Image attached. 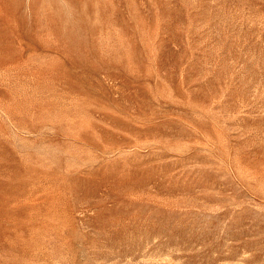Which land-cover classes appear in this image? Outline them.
I'll use <instances>...</instances> for the list:
<instances>
[{"label": "rangeland", "instance_id": "374dc122", "mask_svg": "<svg viewBox=\"0 0 264 264\" xmlns=\"http://www.w3.org/2000/svg\"><path fill=\"white\" fill-rule=\"evenodd\" d=\"M0 264H264V0H0Z\"/></svg>", "mask_w": 264, "mask_h": 264}]
</instances>
